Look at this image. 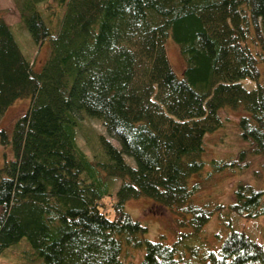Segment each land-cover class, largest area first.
I'll list each match as a JSON object with an SVG mask.
<instances>
[{"label": "trees", "instance_id": "1", "mask_svg": "<svg viewBox=\"0 0 264 264\" xmlns=\"http://www.w3.org/2000/svg\"><path fill=\"white\" fill-rule=\"evenodd\" d=\"M16 1L34 43L49 41L50 52L33 71L0 20V116L29 100L11 131L0 127V257L26 238L42 264H264V237L234 225L236 216L264 223V188L238 182L233 203H191L192 178L206 166L237 168L203 158L206 137L228 120L223 111L238 114L240 139L264 158V0ZM141 197L192 230L172 244L147 239L125 208ZM221 213L229 230L221 243L187 256Z\"/></svg>", "mask_w": 264, "mask_h": 264}, {"label": "rangeland", "instance_id": "2", "mask_svg": "<svg viewBox=\"0 0 264 264\" xmlns=\"http://www.w3.org/2000/svg\"><path fill=\"white\" fill-rule=\"evenodd\" d=\"M0 20L5 21L13 28L19 42L22 43L23 53L28 56L29 60L35 61L32 70L38 72L49 56L50 42L46 41L41 45L34 43L31 35L21 23L19 3L16 0H0ZM165 46L175 74L182 77L185 63L179 47L172 38L166 40ZM261 69L264 77V65H261ZM28 105V98L16 100L7 109L6 113L0 116V127L11 131L15 120L26 111ZM237 115L231 110L230 112H222L223 118H228V120L222 129L206 137V149L203 157L206 161L211 158L228 162L234 161L237 168L235 170L223 168L220 171H214L209 165L206 166L205 172L192 178V183H198V185L191 203L199 205L204 203L213 205V202L224 205L233 203V189L238 182L249 184L257 189L264 188V158L251 154L248 143L240 139L236 125ZM82 124H87L94 135L105 134L107 136L105 128L102 127L100 122H90L86 119L82 121ZM77 135L79 146L90 155L87 142L81 131H78ZM109 140L119 146L115 139L109 137ZM0 157L2 160L1 148ZM126 158L129 163H134L131 158ZM208 171L212 172L209 177L208 174L206 175ZM110 201L112 199L105 200L108 204L107 210H111ZM125 208L133 220L139 221L147 227L146 238L151 241H160L163 238L165 243L172 244L177 239L178 233L192 230L191 228L180 229L176 216L170 209L160 206L146 197L128 200ZM235 219V228H245V231L255 239L264 237L263 222L260 223L258 220L248 222L237 216ZM259 220L262 221L263 218ZM228 231L227 219L223 221L222 213L215 214L210 222L204 226L202 232L198 235V239H191L188 242L187 256L192 257L194 255L192 250L196 245L215 249ZM0 264H42V261L31 248L27 239L23 238L0 257Z\"/></svg>", "mask_w": 264, "mask_h": 264}]
</instances>
